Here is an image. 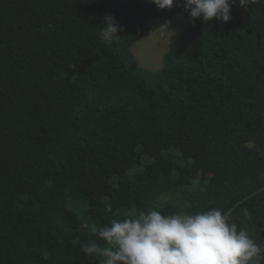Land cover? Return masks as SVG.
<instances>
[{
	"label": "trees",
	"instance_id": "1",
	"mask_svg": "<svg viewBox=\"0 0 264 264\" xmlns=\"http://www.w3.org/2000/svg\"><path fill=\"white\" fill-rule=\"evenodd\" d=\"M176 14L190 20L149 0H0V264H98L79 225L150 207H219L264 246V0L138 66L134 45Z\"/></svg>",
	"mask_w": 264,
	"mask_h": 264
},
{
	"label": "clouds",
	"instance_id": "2",
	"mask_svg": "<svg viewBox=\"0 0 264 264\" xmlns=\"http://www.w3.org/2000/svg\"><path fill=\"white\" fill-rule=\"evenodd\" d=\"M160 9L182 6L193 25L199 18L205 23L229 22L232 0H149ZM246 5V0H240ZM170 22L160 27L166 28ZM120 26L106 14L99 35L106 45L119 41ZM111 204L105 211L110 212ZM81 233L96 236L80 245L85 255L98 257V264H262L264 246L253 240L247 231L238 228L229 214L219 207L206 211L165 214L156 207L113 219L97 227L82 222ZM99 241L104 242L101 246Z\"/></svg>",
	"mask_w": 264,
	"mask_h": 264
},
{
	"label": "rangeland",
	"instance_id": "3",
	"mask_svg": "<svg viewBox=\"0 0 264 264\" xmlns=\"http://www.w3.org/2000/svg\"><path fill=\"white\" fill-rule=\"evenodd\" d=\"M168 22L166 30L159 29L148 34L142 41L134 45V53L138 66L148 70H158L163 66V58L177 37L193 24L181 14L174 15ZM151 159L144 158V162ZM201 177V176H200Z\"/></svg>",
	"mask_w": 264,
	"mask_h": 264
}]
</instances>
